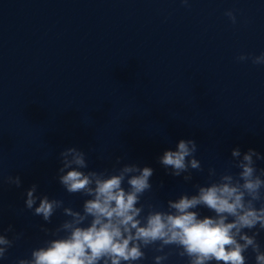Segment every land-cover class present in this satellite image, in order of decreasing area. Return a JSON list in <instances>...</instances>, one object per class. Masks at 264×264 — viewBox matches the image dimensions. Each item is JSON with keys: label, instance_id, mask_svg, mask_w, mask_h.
Instances as JSON below:
<instances>
[{"label": "clouds", "instance_id": "1", "mask_svg": "<svg viewBox=\"0 0 264 264\" xmlns=\"http://www.w3.org/2000/svg\"><path fill=\"white\" fill-rule=\"evenodd\" d=\"M180 2L190 7V0ZM225 15L237 23L234 10ZM236 60L264 66V52L241 54ZM197 152L195 140L181 139L158 162L188 183L194 172H205ZM231 157L223 170L209 167L207 182L192 185L194 194L181 193L165 207L142 200L154 193L152 167L123 163L124 157L117 156L111 170H88L87 153L68 147L59 153L58 182L67 194L86 198L75 210L62 198L38 194L36 184L28 188L17 215L28 210L41 217L40 231L48 238L16 264H142L146 250L153 252L152 264H167L173 255L184 264H248V254L253 264H264V245L258 239L264 233V168L257 167L264 154L236 147ZM0 183L20 187L21 179L0 174ZM201 208L212 215L202 216ZM57 211L67 219L46 227ZM23 235L12 225L0 228V261Z\"/></svg>", "mask_w": 264, "mask_h": 264}]
</instances>
